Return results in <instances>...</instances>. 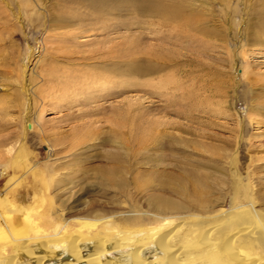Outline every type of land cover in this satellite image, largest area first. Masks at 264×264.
<instances>
[{
	"label": "rangeland",
	"instance_id": "1",
	"mask_svg": "<svg viewBox=\"0 0 264 264\" xmlns=\"http://www.w3.org/2000/svg\"><path fill=\"white\" fill-rule=\"evenodd\" d=\"M257 1L164 0L167 11L157 14L139 11L132 1L117 2L110 12H97L90 0H0V140L21 131L28 105L31 118L37 117L46 131V139L31 138L29 154L20 161V141H3L0 147V163L7 168L3 174L0 166V233L7 238V229L15 227V234L20 217H27L20 223L38 224L42 232L51 233V220L61 217L76 224L84 211L94 208L112 211L118 221L139 213L149 216L155 211L145 199L159 192L87 188V184L101 182L107 156L125 152L135 162L159 159L160 171L167 165L168 173L192 174L186 181L190 189L192 182L204 181L213 203L205 210H192L186 214L189 217L230 212L236 187L240 197L252 192L254 210L264 217V32L256 27L264 18L253 11L259 8L253 4ZM168 10L180 12L179 16H171ZM91 13L100 16L95 15V21ZM127 46L133 48L128 56L120 50ZM108 50L113 53L106 54ZM145 54L154 65L168 66L144 77L118 75L116 81H126L128 87L115 90H125V94L79 104L90 90L71 80L90 71L102 72L93 69L103 64L96 63L98 57L103 62ZM61 83L74 92L60 88ZM24 87L30 95L23 93ZM77 113L84 114L82 119H77ZM91 120L99 122L81 135L72 134L78 125ZM114 133L123 135L122 140L131 137L133 141L137 133L146 140L144 144L131 141L126 151H119L116 144L103 142L114 138ZM156 136L159 141H154ZM159 143L169 147L161 148ZM12 145V154H7ZM16 160L24 164L27 160L29 170L37 167L40 171L16 170ZM155 163L134 167L135 173L148 172L139 181L153 180L149 173ZM55 173L65 181L64 187L46 191L43 182L51 184ZM133 199L140 201L139 207ZM3 216L10 217L5 221ZM187 221L181 218L177 223L185 228ZM212 221L219 229L226 226ZM261 226L264 218L245 227L252 241L247 234L242 236L252 244L254 253L248 257L257 259V264H264V237L258 234Z\"/></svg>",
	"mask_w": 264,
	"mask_h": 264
},
{
	"label": "bare ground",
	"instance_id": "2",
	"mask_svg": "<svg viewBox=\"0 0 264 264\" xmlns=\"http://www.w3.org/2000/svg\"><path fill=\"white\" fill-rule=\"evenodd\" d=\"M123 1H132L133 3H135L137 9L141 12L155 11L157 12V14H162L163 11L167 8L164 7V0H90L92 8L97 12H110L117 2ZM253 4L259 6V8L256 7L253 11H255L258 16L264 18V0H259ZM173 11H171L170 13L168 10L171 16H179L180 12L177 13L176 10L175 12ZM92 14L93 13H91L90 15L92 16ZM95 15L96 13L93 14V16ZM179 19H181V17ZM96 20L97 17L95 21ZM95 24H97V22ZM256 27L258 28L259 32H264V20L262 19ZM249 28L252 27L249 26ZM111 44L114 43L111 41ZM120 50H123V55L128 56L129 50L133 51V48H128L127 46L123 49L120 48ZM108 53L112 54L113 52L112 50H108L106 51V54ZM96 56H98V54ZM147 56L148 55L145 54L144 57H126V59L123 60L122 58L116 60V57H112L107 58L109 60L103 62H99L103 58L98 57V62H96L95 60L94 61L96 63L103 64L100 65L101 67H93V69H99L102 72L91 73L90 71V73H86V76H83V78H79L76 81L71 80L73 82H76L77 85L82 84L83 88L86 87L88 90H90L89 93L86 92L87 90L85 91V94H89L86 100H77L78 102H80L79 104L85 103L88 99H105L113 97L116 94H125V90H115L118 87H125L127 84L126 81H116V77H118V75L144 77L149 74L160 72L168 66L167 64H160L158 62L156 63V65H154L152 60ZM93 65H95V63ZM168 70H170V68ZM71 74L73 75V73ZM62 80L65 81V79L63 78ZM59 85L60 84H58V86ZM72 85L75 84L72 83ZM147 86H149V84H147ZM54 87L57 88V86ZM59 87L65 88L66 85L62 84V86ZM28 90L30 91V89L24 87L23 93L25 95L26 93L30 95V93H28ZM66 90L70 91L71 89L68 90L67 86ZM72 91L73 90H71L70 92ZM81 92H83L84 94V91ZM55 93L56 92L54 91V94ZM32 94H35L34 91H32ZM75 94L78 95L79 93ZM48 95L50 96V92ZM77 95H75V98ZM72 96H74V94ZM127 105L128 104H126L125 107ZM62 107L64 108V105ZM126 108L130 107L127 106ZM69 109L71 110L73 109V107L71 106V108ZM29 111L30 107L28 105L27 109L23 113L24 116H22L21 119V131H16L17 133L12 134L13 136L10 138L0 140L2 141L0 142V147L3 145V141H20L21 147L19 156L21 155V157L17 159L19 161L22 158L28 156L29 149L27 144L29 143V141H31V138H36L35 136H38L42 140L44 138L46 139V131L43 129L44 125H40L41 122L37 117L31 118V114ZM77 114H79L77 115V119H82V115L84 114ZM247 116L249 118L252 117L251 114L248 113ZM115 118L118 119V117ZM93 122L96 123V121ZM93 122L91 120L89 123L85 122L88 125H86L85 123L84 125H82L83 123L78 125L73 130L72 134L76 135L79 132H83V130H88L92 126ZM98 122L99 121H97L96 124H98ZM107 123L110 122L107 121ZM118 125H120V123ZM118 125H116L114 128H117ZM122 125H124V123ZM124 129L126 130L128 128H123V130ZM31 130L34 132H31ZM138 133L134 138L132 137L133 141H131L138 144H144V141L146 139H144L143 136L139 135L141 132L139 134ZM89 135L86 136L88 140H90ZM119 138L121 139L120 141L116 140ZM122 139L123 135L114 133V138L105 139L103 140V142L116 144L119 151H126V149L129 148L128 145L131 144V137H128L126 140ZM241 140L242 136H240V141ZM154 141H159L157 136L155 137ZM158 146L161 148L169 147L167 144L163 143H159ZM13 150L14 145L7 148L6 153L12 154ZM49 150L50 152H55L53 148ZM125 154H112L110 156H107V158L105 159L106 166L104 165L105 167L101 178L102 180H100L101 182L92 186L87 184V188H98L99 190L103 191L118 190L120 192H126L129 190H150L159 192L148 195L145 199L147 205L151 207L155 212L149 213V216H146V213H139L137 216H133V218L127 217L123 218L122 220L119 219L118 221V218L114 217L115 213H113L112 211H100L101 209L94 208L92 210H86V212L84 211V214H82L80 219L77 220L76 224L68 223L61 217H57L56 219L51 220L50 223H52V232L47 234L44 233L45 231L42 232V229L38 224H35L33 226L31 225L30 227L27 223H20L22 222V220H26L27 218L22 216L23 218L20 217L18 219L19 222L18 225H16L15 234H12L14 233L13 229L15 227H13V229L11 228L12 230L10 229V227L7 229V234H9L7 238L5 237L4 233H0V264H212L215 261H217V264H226L224 262H229L228 264H257V259L250 256L248 257V253H254L252 244L247 240L242 239V236L244 234H247V236L249 237L248 239L251 240V233L246 232L247 228L245 227H248V224L252 221L264 218L262 215H260L259 212L254 210L256 200L252 192L246 193L243 197H240V188H234V196L231 198L230 202L231 210L228 213H225L224 210H219L210 214H205L204 216H201V214L200 216L191 214L189 217L186 214L190 213L192 210H205L207 208H210L213 203V201L210 199V193L206 189L203 180L200 179L192 182V189H190L188 188V182L186 181L187 179H192V174L184 172L181 173L183 176H180L175 173H168L167 165L163 167L162 171H160V166L163 164H158L160 162L159 159L148 157L141 160V162H135L132 161L130 155ZM17 160L13 163L16 170L24 168L28 171L30 169L31 163L28 164L27 160L25 164L24 160L22 161V163ZM151 162H156L154 165L150 166L151 172L149 174L153 176V180L144 179L142 181H139V179H141L143 176H146L148 172L145 171V173H135V169L137 168L135 166L143 164L145 165L146 163L148 164ZM0 166L3 167V174H5L7 171L6 164L0 163ZM175 167L176 166H174V169ZM37 171H40L37 169V167H31L29 173L37 174ZM57 176L58 174L56 173L53 176L51 175V184L43 182L46 191H48V189L52 187L53 190L58 191L62 188V186L64 185L63 182L65 181L61 177L60 179H58ZM28 177L29 176H27L26 178ZM52 178H57V180L54 181ZM132 184H134V188L130 189ZM174 197L177 199V201L174 199ZM133 201L135 207H139V205L141 204L140 201L136 199H133ZM8 217L3 216L2 219L7 221ZM181 218L183 220H188L187 223L184 222V224H187L185 228L177 223V220ZM214 219L225 223V228H223L222 226L219 229L220 225H215V222L212 221ZM259 233L260 237H264V228H262V226L260 227V230H258V234ZM74 234L77 235L72 236Z\"/></svg>",
	"mask_w": 264,
	"mask_h": 264
}]
</instances>
